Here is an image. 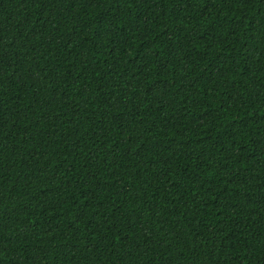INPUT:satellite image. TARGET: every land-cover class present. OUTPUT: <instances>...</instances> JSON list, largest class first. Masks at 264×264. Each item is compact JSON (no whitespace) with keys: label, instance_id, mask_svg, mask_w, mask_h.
Instances as JSON below:
<instances>
[{"label":"trees","instance_id":"16d2710c","mask_svg":"<svg viewBox=\"0 0 264 264\" xmlns=\"http://www.w3.org/2000/svg\"><path fill=\"white\" fill-rule=\"evenodd\" d=\"M0 264H264V0H0Z\"/></svg>","mask_w":264,"mask_h":264}]
</instances>
